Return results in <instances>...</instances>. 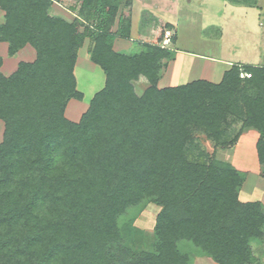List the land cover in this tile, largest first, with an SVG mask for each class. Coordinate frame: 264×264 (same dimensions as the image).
<instances>
[{
	"label": "trees",
	"instance_id": "1",
	"mask_svg": "<svg viewBox=\"0 0 264 264\" xmlns=\"http://www.w3.org/2000/svg\"><path fill=\"white\" fill-rule=\"evenodd\" d=\"M55 2H68L73 17L53 13ZM131 2L0 0L8 56L26 45L36 52L9 75L0 55V264L260 263L252 242L264 239V206L240 200L246 172L216 148L257 130L264 177V65L160 88L172 48H114ZM87 39L105 84L73 121L66 108L84 98L75 67ZM141 76L149 85L138 94ZM147 203L160 208L150 245L134 224Z\"/></svg>",
	"mask_w": 264,
	"mask_h": 264
},
{
	"label": "rangeland",
	"instance_id": "2",
	"mask_svg": "<svg viewBox=\"0 0 264 264\" xmlns=\"http://www.w3.org/2000/svg\"><path fill=\"white\" fill-rule=\"evenodd\" d=\"M67 6L68 2H62ZM157 6L160 9L171 10V13L163 15L162 18L174 22L176 30H172L168 36V44L162 40L157 43L176 50V59L171 60L166 72L175 73L184 62V56L190 53L195 54L199 59L214 63L215 61L245 62L248 64H264V0H258L257 7L236 4L228 0H136L132 15L126 18L131 21L141 13L143 6ZM144 13V12H143ZM69 16V15H67ZM72 17V16H70ZM70 19V18H69ZM163 37L166 35V26L163 19L159 20ZM177 34V40L172 43L170 38ZM170 37V38H169ZM89 40L79 50V57L76 66L78 88L84 93V98L71 99L66 108V116L73 121H78L81 115L87 110L90 100L97 90L102 88L104 83V71L86 56ZM141 46V45H140ZM30 48V47H29ZM136 48V49H135ZM139 50V45L135 46ZM7 44L0 43V55L6 61L5 72L21 60H27L23 52L16 56H8ZM134 52V51H133ZM203 56H202V55ZM203 63V60H199ZM196 64L197 65H202ZM198 68V66H196ZM199 70L184 74L182 79L189 81L196 78ZM149 83L142 77L135 82L138 94L144 92ZM4 123L0 119V142L2 141ZM199 141L205 145L206 138L198 134ZM247 151V150H246ZM246 155V154H245ZM247 159L251 163L248 176L247 188L252 190L264 187V177L257 174L260 165L253 155L251 146L247 152ZM253 198V197H252ZM159 206L154 203H147L137 213L134 224L144 232V245H150L154 240V225ZM258 240L252 242L256 245ZM149 247V246H148ZM264 262V255L261 256ZM212 259L200 256L196 257L194 264H212ZM264 264V263H262Z\"/></svg>",
	"mask_w": 264,
	"mask_h": 264
},
{
	"label": "crops",
	"instance_id": "3",
	"mask_svg": "<svg viewBox=\"0 0 264 264\" xmlns=\"http://www.w3.org/2000/svg\"><path fill=\"white\" fill-rule=\"evenodd\" d=\"M131 1H132L131 4L122 6V12H123L125 17H126V14L129 17L132 15V10L134 9L136 0H131ZM150 7L151 8H148L144 4L143 9H142L141 13L139 14V16L137 18H134V20L131 22L129 19L126 18L125 25H124L125 28L123 29L122 35H118L117 38L115 39L114 48L116 50H120V51L126 52V53H131V52L135 51V49H136L135 46H137V44L139 45V48H141L140 45H142V43L158 44L157 42L159 40H162L163 42H165L164 43L165 45L168 44L167 35H165L164 37L162 35L163 32L161 31L159 20L163 19L165 21V26L167 27L165 33L167 31L171 32L172 30H176V26L174 25V22H172L170 20H165L164 18H162L163 15H160L159 13H163L165 16L167 14L169 15L171 13V10H165L162 8L160 9L157 6H150ZM52 11H53V13L58 14V15H62L68 19L69 18L71 19L73 17V13H71L65 6H63L62 3L55 2L53 4ZM67 15H69V16H67ZM70 16H72V17H70ZM2 19H3V11L0 10V22L2 21ZM167 23H170L172 25V27L167 26ZM127 30L129 31V33L126 32ZM124 32H126V33H124ZM176 36H177V34H176ZM0 43H3V44L6 43L7 44V51L6 52L8 54V43L7 42H1V41H0ZM165 45H162V46H165ZM166 47H168V46H166ZM90 48H91V42L89 41L88 48L86 49V51H87L86 56L87 57H89V49ZM169 48L173 49V47H169ZM173 50L175 51V58L174 59H176V56H178V55H177L176 50L175 49H173ZM22 52H23V56L26 57V59H28V61L35 60L36 52H35V49L31 45H26L25 47L21 48L15 55H12V56H16ZM78 57H79V54H78ZM199 60H203V63L201 61L202 65H197V64H201V63H199L200 62ZM21 61H27V60H21ZM21 61H18L13 66V68H10V70L8 72H5L6 61L3 57V63L1 66L2 72L5 75L11 74L13 71L16 70L18 64ZM171 62L172 61H170L168 63V67H169ZM196 62H197V64H196ZM212 62H214V63L206 62V61H204L203 58L199 59V57L193 53L192 54L190 53L189 55H185L184 56V62L182 64V66L179 67V71L175 72L174 74L164 71L161 79L158 82V86L160 88L168 87V86H175V85L185 84V83L191 82L193 80H197V79H205V80H208L211 82L218 83L222 80L225 71L228 70L233 64H235L232 61H220V62H218V61L213 60ZM236 63L248 64L245 62H236ZM252 65H264V64H252ZM76 66H77V64H76ZM196 66H198V68ZM195 69L197 71L199 70V74H197L198 76L196 78L189 80V81L180 80V79H182V76L184 74L191 73V72L195 71ZM75 74H76V67H75ZM142 77L143 76H141L140 78H142ZM137 81H135V82H137ZM135 82H134V85H135ZM104 84H105V73H104L103 86H104ZM146 87H148V86H146ZM135 89H136V86H135ZM99 90H97V91H99ZM259 136H260V134L258 133L257 130L251 129V128L247 129L245 132H243L241 134V136L239 137L238 141L236 142V144L234 146L229 147V148H216V155L218 158H220L222 160H226L229 162L231 161V163L237 169L246 172V179H245V181L241 187L240 193H239L240 200H242L244 202L259 201L264 206V187H262V189L258 188V190H255V189L252 190V189L247 188V183H246L248 181V176H249V172H250L249 169H250V165H251V163L247 159V152L251 146V150L253 151V155L255 156V158H257V161L259 160L258 159V153H257V141L259 139ZM204 143H205L204 146L207 148V150L212 153L214 151L213 143L208 139H206V142H204ZM258 163H259V161H258ZM259 165H260V163H259ZM259 168L260 169H258L257 174L262 176L261 165ZM253 248H254L256 255L260 259L259 264L264 263L262 261L263 258H261V256L264 255V239L260 240V241L258 240L256 245L253 246ZM198 257H200V256H198ZM205 257H207V256H205ZM208 258L212 259L211 257H208ZM212 261L214 262L212 264H218L213 259H212Z\"/></svg>",
	"mask_w": 264,
	"mask_h": 264
},
{
	"label": "built area",
	"instance_id": "4",
	"mask_svg": "<svg viewBox=\"0 0 264 264\" xmlns=\"http://www.w3.org/2000/svg\"><path fill=\"white\" fill-rule=\"evenodd\" d=\"M169 34H170V32L167 31V32H166L167 38H168ZM242 75L244 76V74H242ZM248 76H250V75L248 74Z\"/></svg>",
	"mask_w": 264,
	"mask_h": 264
}]
</instances>
